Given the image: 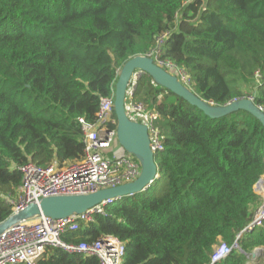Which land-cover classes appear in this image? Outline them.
Listing matches in <instances>:
<instances>
[{
    "label": "trees",
    "instance_id": "16d2710c",
    "mask_svg": "<svg viewBox=\"0 0 264 264\" xmlns=\"http://www.w3.org/2000/svg\"><path fill=\"white\" fill-rule=\"evenodd\" d=\"M164 33L160 57L200 98L251 95L264 111V0H0V223L18 195L17 167L82 158L78 118L94 121L120 67ZM132 100L158 113L159 176L63 240L113 235L124 243L121 264H211L216 245L236 242L213 264H246L264 248V220L238 238L262 201V123L245 110L212 118L146 73ZM36 264L98 260L49 246Z\"/></svg>",
    "mask_w": 264,
    "mask_h": 264
},
{
    "label": "built area",
    "instance_id": "2783aa9c",
    "mask_svg": "<svg viewBox=\"0 0 264 264\" xmlns=\"http://www.w3.org/2000/svg\"><path fill=\"white\" fill-rule=\"evenodd\" d=\"M166 35L167 33H164L156 37L155 46L145 55L189 87L190 81L186 72L172 61L160 57L161 45ZM140 75L141 73L137 71L131 74L125 96L129 109V113L126 114L129 119L146 125L149 146L155 154L163 149L159 131L154 124L158 113L132 100L136 81ZM256 77H259L258 73ZM244 98L254 102V97L251 95ZM113 99L114 89L109 96L100 98L94 121L78 118L84 143L82 158L63 164L53 160L47 166L27 162L17 167L22 179L16 199L10 201L11 214L30 203H37L44 197L89 194L99 189L131 182L139 176L138 160L124 151L121 146L116 148L113 145L117 141ZM258 107L263 110L262 107ZM107 150H110V153L107 154ZM119 199H105L82 213L65 218L40 215L9 227L0 234V264H36L49 246L61 248L69 254L93 256L98 260V264H121L125 254L124 243L113 235H102L93 241L77 243L66 242L62 238L64 233L79 229L80 223L93 221L94 215H105V207ZM263 220L264 201L256 209L252 221L244 229L245 232L260 226ZM234 248H238L236 242L232 245L220 242L214 247L210 263L225 258Z\"/></svg>",
    "mask_w": 264,
    "mask_h": 264
},
{
    "label": "water",
    "instance_id": "95a60500",
    "mask_svg": "<svg viewBox=\"0 0 264 264\" xmlns=\"http://www.w3.org/2000/svg\"><path fill=\"white\" fill-rule=\"evenodd\" d=\"M134 71L148 74L154 83L180 96L212 118H219L237 110H245L255 116L264 126V111L249 98L235 99L224 105H214L200 98L175 75L156 65L152 58L146 55L134 56L128 59L118 70L114 87L113 112L116 118L117 142L124 151L133 155L138 160L140 164L139 176L131 182L99 189L89 194L41 198L37 203L28 204L0 223V234L21 221L33 219L40 215L52 218H65L72 214L82 213L105 199L122 198L143 192L154 179L158 178V168L155 163L154 154L149 146L150 141L147 127L142 123L129 119L125 111L126 89L131 74ZM262 183L263 177L254 185L256 193H258ZM244 232L245 230L241 231L238 238ZM260 248L257 247L251 251L248 254L249 257H255V251Z\"/></svg>",
    "mask_w": 264,
    "mask_h": 264
},
{
    "label": "crops",
    "instance_id": "0c3cea01",
    "mask_svg": "<svg viewBox=\"0 0 264 264\" xmlns=\"http://www.w3.org/2000/svg\"><path fill=\"white\" fill-rule=\"evenodd\" d=\"M258 194L261 196V198H262V201H261V204L263 203V201H264V177H263V183L260 185V187H259V191H258ZM260 204V205H261ZM264 251V248L263 247H261L259 250H257V251H255V257H248V260L246 261V264H257L258 263V261L259 260H255L258 256H259V254L261 253V252H263ZM249 256V255H248ZM258 259H262L261 257H258ZM262 261H264V258H263V260Z\"/></svg>",
    "mask_w": 264,
    "mask_h": 264
},
{
    "label": "rangeland",
    "instance_id": "374dc122",
    "mask_svg": "<svg viewBox=\"0 0 264 264\" xmlns=\"http://www.w3.org/2000/svg\"><path fill=\"white\" fill-rule=\"evenodd\" d=\"M126 104H127V99L125 98V111H126V113H129V109L127 108V105H126ZM113 145H114L116 148H117L118 146H120V145L118 144L117 141H115V142L113 143ZM111 149H112V147H111ZM106 153H107V154L110 153V150H107ZM262 177H264V174L262 175ZM258 257H261V258H262L261 260H263V258H264V251L261 252V253L259 254ZM258 257H257L255 260H259Z\"/></svg>",
    "mask_w": 264,
    "mask_h": 264
}]
</instances>
